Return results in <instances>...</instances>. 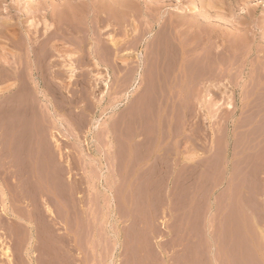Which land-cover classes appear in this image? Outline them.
Returning a JSON list of instances; mask_svg holds the SVG:
<instances>
[{"label":"rangeland","instance_id":"rangeland-1","mask_svg":"<svg viewBox=\"0 0 264 264\" xmlns=\"http://www.w3.org/2000/svg\"><path fill=\"white\" fill-rule=\"evenodd\" d=\"M41 1L57 2L2 1L21 43L35 34L30 19L40 28L30 10ZM105 1L120 4L118 21L103 15L105 49H71L61 32L62 48L34 49L46 77L25 69L20 87L35 117L16 115L10 129L16 92L0 82V264H264V87L254 96L246 81L255 61L242 56L255 69L234 79L229 26L218 27L224 52L207 34L192 36L203 58L174 52L175 0ZM179 1L197 10V0ZM221 8L219 20H231Z\"/></svg>","mask_w":264,"mask_h":264},{"label":"bare ground","instance_id":"bare-ground-1","mask_svg":"<svg viewBox=\"0 0 264 264\" xmlns=\"http://www.w3.org/2000/svg\"><path fill=\"white\" fill-rule=\"evenodd\" d=\"M2 1H4V0H0V14L8 12V10H6V6H5L6 4L4 5L2 3ZM20 4H22V3H20ZM223 4H225V5L227 4V6L229 8V10L227 11L228 12L227 15L230 14L231 20H226L227 18L225 17V21L223 20V18H221L223 20V22H222V21H220L221 19L219 20V18L222 15L220 13L216 12L214 9H216L217 5L219 6V8H221ZM36 5H37L36 8H34L30 11L32 12V14H34L35 11L40 12V15H41V17L39 16L41 19L40 28H39V26L36 27L37 24L33 23V20L30 19L31 25L34 26V30L32 29V31H34L35 34L31 35L32 32L30 31L31 32L30 33L29 31H27L26 35L24 34L26 36V38H25V40L23 39L24 41L22 40L23 41L22 43L20 42V40L19 41L17 40L19 37L16 39V38L12 37V35L10 34L12 31L11 30L12 26H13V23L11 22V20L9 18H4V17L0 16V38L9 40V42L11 44H13L12 49H24V52H22L23 50L22 51L18 50L22 53L15 52V51L6 52V49H9V48H7L4 45H0V50H3V51H0V82H6V81L9 82V80L10 81L13 80L11 83V85H13V87H12L13 91L12 92H16L15 96L12 93L14 98L9 96V98L15 99V102L13 103L11 101L12 99L10 101H9V99H7L9 101V103L6 102L9 105V115H11L10 116L11 119L10 120L8 119L9 121H7V123L9 122L8 127H10V129L12 126H14V123L16 121V119H15L16 115H18L24 121L25 118H27V117L33 118V117H35V114H38V113H36L34 102L29 100L30 96L28 98V93H27V90L25 89V86L22 85V87H20L21 82H23V80L24 81L26 80L25 75H23V73H22L25 69L28 70L27 75H28L29 79H32V80L35 79L33 77L34 75H36V78H39L40 75L42 74V73L41 74L39 73L40 75L38 74V70H39L38 68H39L40 63L43 62L42 60H44L43 59L44 56L39 54V56L36 57V54L34 53V49H60V48H62L59 46H58L59 47L58 48L55 44V37L58 36V35H56V33H58V32H61L62 35L66 36L68 38V40L73 42V44L72 43L71 44H72V47H73V45H74V47L71 49H105L106 48L104 45L105 41H104V38L102 37L103 34L105 33L104 28H103V24H105V27L107 25H106V23H104V16L103 15L104 14L110 15L111 19H114L115 21H118V18L120 15V11H119L120 4L118 2H111L110 5L107 6L105 0H79V1L64 0L63 2H59L57 0V2L55 1V3H53L52 1H44V2L41 1L39 3H36ZM196 5H197V7H195V9H197L196 10L197 12L194 10V8H191L188 10V12L190 11L191 14L193 13L191 15L190 13L186 12V10L181 6V3L179 0H175L174 7H173L174 9H173V11L171 10L172 13L169 17V22L167 24L168 25V35H169L168 41L170 42V44L167 46H170L174 50V52L176 51L177 47H180L182 49V52L180 53L181 57L184 55H188L187 54L188 51L186 48L190 47L189 50H190L191 55H196V57H202L203 58L205 53L203 52V50L199 51V49L196 48L197 46L194 47V45H195L194 43L196 41H195V39L194 40L192 39V36H197V35L202 36L201 34H203V36H204L207 34L208 38L214 39V40H212V43H211L212 51H214V54L215 53L217 54L219 52H224V50H225L224 48L223 49H219V48L221 46L222 47H225V46L221 45L220 43L218 44L217 43L218 41L216 40L217 37L219 36L218 27L229 26L230 27L229 37H231V40H232V42L230 41L231 42L230 43V45H231L230 54H231V58L233 56V59H234L233 62L235 63V69H236V74H235L234 79L238 80V79L242 78L243 71L247 67L248 64L250 66V68H249L250 71H251V68L255 69V67H256L258 72H257V70H256V72H257L256 74H251V72H249V75L247 76L246 81H247L248 85L250 83V85L252 86V91L250 93L251 95L256 96L255 94H257V93L258 94L260 93L259 95H261L260 91L264 87V0H197ZM11 8L19 9V7L17 5H15V6L13 5ZM217 10L219 11V9H217ZM225 11H226V9H225ZM16 12L18 13V11H16ZM221 13H223V11ZM188 14H190L191 16L188 17ZM27 15H29V14H27ZM225 15H226V13H225ZM29 18H31V17H29ZM19 21L20 20H18L16 22V24L18 26H20ZM115 21H114V23H115ZM119 23L117 25H119ZM120 25H121V23H120ZM221 29H223V28H221ZM224 29H226V28H224ZM116 30L118 31V29H116ZM227 34L225 33V35H227ZM93 35L97 37L96 41L94 40L95 41L94 43L91 42V40H93L92 39ZM257 35H259L258 38H256ZM60 37H62V36H60ZM187 37H188V40L190 41L189 42L186 39L188 41V43H186L182 40V39L185 40V38H187ZM189 37L191 40L189 39ZM195 38H197V37H195ZM20 39H22V36L20 37ZM224 40H226V39H224ZM229 40H230V38H229ZM70 41H68V42H70ZM209 42H210V40H209ZM67 45L70 46V44H68V43H67ZM9 46H11V45H9ZM207 48H209V47H207ZM67 49H69V48H67ZM210 49H207V50L209 51ZM176 53H174V54H176ZM211 53L212 52H210L208 54L206 53L207 54L206 60L209 62L212 61L211 56L214 58L213 54L211 55ZM242 56L245 58H252L253 60H251V61H255V63H256L255 67H254V65H252V63L251 64L250 63L244 64V62H242L243 60L241 61ZM182 60H185V59L183 58ZM214 60H215V58H214ZM174 61H175V58H174ZM203 61H205V60H203ZM205 63L206 62H203V65H205ZM200 64H201V62H200ZM215 64L218 65L217 62ZM207 65H208V63L206 64V66ZM210 66H211V64H210ZM69 67H70L69 71H70V76H71L73 74V72L75 71V69H74L75 67L73 68L71 63H69ZM41 68H42V66H41ZM211 68H213V66H211ZM211 70L212 69H210V72H212ZM40 71H42V70H40ZM24 74H25V72H24ZM210 74H212V73H210ZM43 75L44 74H42V77H43ZM204 75H205V72L202 75V77H204ZM208 75H206V76L208 77ZM44 76L46 77V75H44ZM212 76H214L213 79L218 78V76L215 77L214 73H213V75L210 76V78ZM205 79H206V77H205ZM235 83H236V81H235ZM23 84H25V83L23 82ZM37 86H39L38 83H37ZM8 87L9 86H4V88L2 89V94L6 95L7 91L8 92L11 91V90H8ZM0 88H2V87H0ZM251 95H249V96H251ZM259 95H257V96H259ZM69 96H71V95H69ZM2 99H6V98H2ZM33 100L35 101V99H33ZM36 100H37V98H36ZM2 101H1V103H2ZM247 104H248V102H247ZM37 105H36V107H37ZM255 105H256V102H255ZM14 106H19L20 110L19 111L15 110ZM249 106H252V105L250 104ZM5 108H6V106H5ZM251 111L253 112V110H251ZM254 112L257 113L256 110ZM7 113H8V111H7ZM253 116H255V115H253ZM249 117H250V119H248V118L247 119L250 120L249 122L251 123L252 122L251 120H253V119H251V116H249ZM259 117H261V116H259ZM3 119H4V117H3ZM38 120H40V119H38ZM0 121H1V119H0ZM249 122H248V124H250ZM2 123H4V125H5L6 120H5V122H2ZM40 123H41V121H40ZM0 124H1V122H0ZM246 126H247V124H246ZM8 127H7V129H8ZM5 212H7V211H5ZM254 224H255V222H254ZM256 225H258V224H256ZM258 231H259L258 232L259 236H261L260 239L262 240L261 244H263L262 246H264V229L262 228V226L260 227V229ZM3 250H4L3 254L6 257H9L10 252H9L8 247H3ZM261 258H262V261L264 262V253H262Z\"/></svg>","mask_w":264,"mask_h":264}]
</instances>
